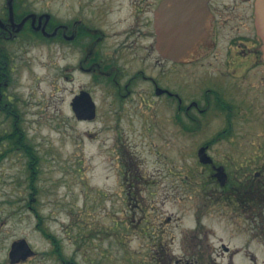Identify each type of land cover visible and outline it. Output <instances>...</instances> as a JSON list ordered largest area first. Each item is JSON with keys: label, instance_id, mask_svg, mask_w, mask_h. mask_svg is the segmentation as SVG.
Here are the masks:
<instances>
[{"label": "rangeland", "instance_id": "rangeland-1", "mask_svg": "<svg viewBox=\"0 0 264 264\" xmlns=\"http://www.w3.org/2000/svg\"><path fill=\"white\" fill-rule=\"evenodd\" d=\"M28 2L33 13L55 19L56 0ZM4 45L11 74L3 100L10 97L39 170L32 182L26 156L0 149V264H10V246L19 239L35 252L20 264H167L185 256L264 264V213L239 215L233 197L220 194L214 170L187 151L202 136L184 137L170 105L141 102L142 87L118 103L99 86L95 119L78 121L70 103L87 82L65 68L71 58L55 41L15 37ZM261 76L256 69L252 88H236L238 125L208 152L230 178L264 171ZM5 114L0 109V132L11 122ZM225 126L212 119L202 134L210 138ZM38 228L59 241L62 259Z\"/></svg>", "mask_w": 264, "mask_h": 264}, {"label": "flooded vegetation", "instance_id": "flooded-vegetation-1", "mask_svg": "<svg viewBox=\"0 0 264 264\" xmlns=\"http://www.w3.org/2000/svg\"><path fill=\"white\" fill-rule=\"evenodd\" d=\"M56 1L53 20L49 14L33 13L28 0H0V38L53 37L60 55L71 58L65 68L87 82L72 100L85 92L94 102V88L100 86L122 103L142 87L146 92L138 91L144 95L141 102L170 105L172 124L184 137L202 136L187 151L205 148L208 153L221 137L227 138L241 118L234 113L239 105L234 99L236 88H252L256 69L264 79L262 41L254 25L255 0ZM164 25H169L168 34L160 41ZM164 55L183 58L174 61ZM218 118L226 126L204 138L207 122ZM224 172L225 185L217 182L220 194L233 197L239 215L261 218L264 209L255 207L254 190L262 183L255 186L254 181L264 178V171L252 178L248 172L233 178L225 168ZM167 264L206 261L185 256L171 258Z\"/></svg>", "mask_w": 264, "mask_h": 264}, {"label": "trees", "instance_id": "trees-1", "mask_svg": "<svg viewBox=\"0 0 264 264\" xmlns=\"http://www.w3.org/2000/svg\"><path fill=\"white\" fill-rule=\"evenodd\" d=\"M54 20V19H53ZM54 22V21H53ZM11 39H3L0 38V109L4 111L5 117L8 119H11V122L9 123V129H3L0 132V149L3 148L5 152H20L24 154L27 158V169L31 172V181L33 182V179L36 178L35 176L38 173L39 167L38 162L39 160L34 155L32 145L29 144V141L27 139L26 134L22 130L21 126L18 122H16L14 113H16V110L14 108L12 101L10 100V97L8 99L3 100L5 97V89L9 85V74H11V69L8 67V64L10 63V54L8 50L5 47L6 42L12 41ZM40 41L43 42H54V38L50 37L49 39H41ZM6 104V105H5ZM12 106V107H10ZM9 120V119H8ZM221 137V136H220ZM226 136L221 139H225ZM1 155V153H0ZM31 189L35 192V188L33 186V183L31 185ZM255 193V207L258 208L261 204V201L264 199V186H257L254 190ZM35 212V210H34ZM36 214V213H35ZM37 217L39 218V215L37 214ZM40 231H42L45 236L51 240V242L54 245L53 254L59 259H62L63 256L61 251V245L59 241L56 240L54 236L47 233L43 228H38Z\"/></svg>", "mask_w": 264, "mask_h": 264}, {"label": "water", "instance_id": "water-1", "mask_svg": "<svg viewBox=\"0 0 264 264\" xmlns=\"http://www.w3.org/2000/svg\"><path fill=\"white\" fill-rule=\"evenodd\" d=\"M254 24H255L256 33L262 41L260 52H261V60L264 62V0H255L254 2ZM168 27L169 25L163 26L164 32L163 34H160V41L164 36L168 34L167 33ZM161 51L165 53L167 52V49ZM163 57L166 59H172L174 61H179L180 59L183 58L181 56H170V55H164ZM71 108L72 111L74 112L76 119L79 121L81 120L90 121L93 120L96 116V106L92 101L91 97L85 92H82L79 97L72 100ZM197 156H198V161L201 164L211 165L213 163L212 159L206 154L205 148L200 150ZM255 175L258 177L260 174L256 173ZM213 176L214 178L217 179V181L221 186L225 185L227 176L224 172L223 167L220 166L215 168V173ZM34 256H35V252L30 248V246L24 239H19L17 241H14L11 244L8 253L10 264H18L21 262H25L27 259Z\"/></svg>", "mask_w": 264, "mask_h": 264}]
</instances>
